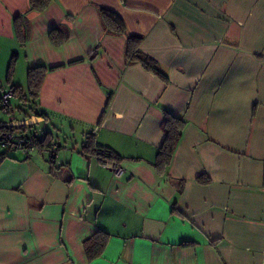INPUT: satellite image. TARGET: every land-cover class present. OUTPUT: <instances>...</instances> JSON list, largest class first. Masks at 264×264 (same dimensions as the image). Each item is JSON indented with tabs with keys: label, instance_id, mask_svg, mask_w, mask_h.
I'll use <instances>...</instances> for the list:
<instances>
[{
	"label": "crops",
	"instance_id": "crops-1",
	"mask_svg": "<svg viewBox=\"0 0 264 264\" xmlns=\"http://www.w3.org/2000/svg\"><path fill=\"white\" fill-rule=\"evenodd\" d=\"M28 7L0 0V52L51 69L35 109L53 121L58 149L51 162L44 148L6 157L0 148V264H264V0ZM99 7L143 38L167 84L125 65V38L104 34ZM17 15L27 20L23 46ZM55 28L60 46L48 37ZM162 109L187 122L168 168L181 193L152 166ZM90 132L120 157L109 161L118 175L80 151ZM98 231L107 244L89 262L83 242Z\"/></svg>",
	"mask_w": 264,
	"mask_h": 264
},
{
	"label": "trees",
	"instance_id": "trees-1",
	"mask_svg": "<svg viewBox=\"0 0 264 264\" xmlns=\"http://www.w3.org/2000/svg\"><path fill=\"white\" fill-rule=\"evenodd\" d=\"M52 0H28V10L33 12H40L46 9ZM100 18L101 26L105 35L118 37L123 36L125 38L124 44V60L125 65H140L146 72H149L156 77H158L164 83H168V76L160 67V65L150 56L145 54L141 50V44L143 38L138 35L128 34L123 19L115 12L99 7L97 9ZM13 28L15 36L19 41L20 46H23L26 35H27V20L24 15H17L13 17ZM49 40L52 45L60 46L64 40L61 30L55 28L51 30L48 34ZM17 52L12 53V63L15 62L17 58ZM79 62V61H78ZM11 68V67H10ZM51 69L45 66H36L28 68V87L27 93H25L20 87L11 86L10 90L13 91V97H18L21 107H26L28 112H24L22 108H19V113L23 116L24 120L29 118L31 114L37 118H42L41 120L48 119V116L44 112L36 111V99L39 92L40 85L47 71ZM4 89L0 86V91ZM111 100V95H108L106 106L109 105ZM0 103V111H1ZM9 111L5 120L0 119V133L11 132L18 137L33 136L36 148H44L49 152L50 161L53 162L56 157V149L58 147L53 144L54 135L51 132H46L42 139H38L36 135L32 132H28V128L33 127V125H23L21 124L15 111L12 108L11 99L7 105ZM0 115L1 114L0 112ZM163 120L161 122V131L164 135V139L161 147L158 149L156 158L152 163V166L160 177H166L167 181L175 186L178 193L182 192L184 182L174 181L168 176V168L171 164L173 155L178 147L184 128L187 125L186 120L174 114L168 109H162ZM12 119H9V117ZM1 148V147H0ZM2 149V148H1ZM2 157H6V154L12 151H7L2 149ZM82 153L94 154L101 162L103 161H120V157L114 154L108 149H103L95 144L94 134L92 132L85 135L81 150ZM104 152V154H100ZM196 181L202 185L208 184L210 180L206 176H200ZM108 240V234L103 231L96 232L93 236L86 239L83 242V250L86 255L87 261L91 262L103 254Z\"/></svg>",
	"mask_w": 264,
	"mask_h": 264
},
{
	"label": "rangeland",
	"instance_id": "rangeland-1",
	"mask_svg": "<svg viewBox=\"0 0 264 264\" xmlns=\"http://www.w3.org/2000/svg\"><path fill=\"white\" fill-rule=\"evenodd\" d=\"M13 52H17V54H20V51H18V49L9 52L7 56L3 55L4 51L0 52V86L4 90H10L11 86H17L20 87L25 93H27L29 68L28 64L26 63L23 53H21L18 60L16 58L15 62L12 63L11 61ZM11 104L16 116H21L18 111L19 108H22L24 112L29 113L26 107H21L18 97L15 96L11 98ZM0 119L5 120L6 116L0 115ZM53 126L54 123L52 120H41L34 123L33 127L28 128L27 131L34 133L38 139H42L46 132H55ZM54 134H56V132ZM75 139L79 138L75 136Z\"/></svg>",
	"mask_w": 264,
	"mask_h": 264
},
{
	"label": "built area",
	"instance_id": "built-area-1",
	"mask_svg": "<svg viewBox=\"0 0 264 264\" xmlns=\"http://www.w3.org/2000/svg\"><path fill=\"white\" fill-rule=\"evenodd\" d=\"M12 90H3L0 91V103H1V114L8 115L9 111L7 105L12 98ZM9 119H12L10 116ZM0 147L7 151H18L23 155H27L34 151L36 148V143L33 136L18 137L11 132H2L0 133ZM55 153V152H54ZM100 154H104L101 152ZM102 165L105 168H110L115 175L120 173V169L114 165L109 164V161H103Z\"/></svg>",
	"mask_w": 264,
	"mask_h": 264
},
{
	"label": "water",
	"instance_id": "water-1",
	"mask_svg": "<svg viewBox=\"0 0 264 264\" xmlns=\"http://www.w3.org/2000/svg\"><path fill=\"white\" fill-rule=\"evenodd\" d=\"M41 119L36 116H30L29 118L21 121L20 123L23 125H33L36 122H39Z\"/></svg>",
	"mask_w": 264,
	"mask_h": 264
}]
</instances>
